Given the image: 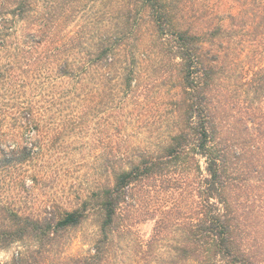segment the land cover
Wrapping results in <instances>:
<instances>
[{"label": "trees", "instance_id": "trees-1", "mask_svg": "<svg viewBox=\"0 0 264 264\" xmlns=\"http://www.w3.org/2000/svg\"><path fill=\"white\" fill-rule=\"evenodd\" d=\"M99 1L0 0V185L38 155L43 130L79 135L92 112L106 130L102 183L75 208L31 216L0 195V249L24 246L0 264H105L143 190L173 195L169 211L141 210L155 221L149 251L172 240L167 264H264V98L253 100L262 104L258 113L237 105L239 115L229 112L218 98L217 32L200 28L180 0H121L108 20L94 10ZM168 71L169 108L152 126L164 116L170 128L153 148L122 149L114 140L126 139L136 108L156 98ZM87 98L98 101L95 109ZM94 214L90 253L51 261L63 235Z\"/></svg>", "mask_w": 264, "mask_h": 264}, {"label": "rangeland", "instance_id": "rangeland-1", "mask_svg": "<svg viewBox=\"0 0 264 264\" xmlns=\"http://www.w3.org/2000/svg\"><path fill=\"white\" fill-rule=\"evenodd\" d=\"M180 1L184 10L193 8L196 11L200 28L206 29L209 25L217 32L212 50L218 52L222 63L218 98H223L229 105V112L237 110L236 114L239 115L238 108H242L244 113L245 108L252 106L255 108L253 112L258 113L257 108L262 107V104L253 100L264 98V89H259L264 83V0ZM117 4L120 6L121 0H103L93 6L94 10H103L101 16L108 20L118 14ZM190 13L188 11L187 14ZM92 16V11L86 14L89 19ZM170 72L162 75V79L166 77V82L152 93L156 98H145L142 107L136 108L134 114L138 119L131 121L126 139L123 142L121 137L114 140L122 149L153 148L170 128L168 124L171 119L164 116L161 117L164 121L157 128L152 126V121H158V117L169 108L165 104L170 95L165 92H168L172 82ZM91 99L87 98L84 104L86 108L95 109L98 101ZM236 105L237 109L234 108ZM103 118L101 114H88L86 129L76 136L64 129L60 132L61 126L40 132L38 155L15 172L14 178H7L0 185L6 187V190L0 191L2 202L13 203L22 213L31 216H41L51 207L58 211L78 206V198H85L103 180L102 137L106 134ZM64 120L63 115L56 122L62 124ZM143 192H140L143 198L140 207L124 215L123 232L114 239L105 264H167L166 260L170 256L167 246L172 240L168 238L158 242L149 251L146 244L151 239L155 221L145 219L141 210L158 209L159 213L162 210L169 211L173 208V195L171 191L160 193L157 190L158 193H152V196H143ZM96 217L94 214L79 228L66 232L60 241L62 246L51 255V261L87 256L98 237ZM23 251L22 243L0 249V263L11 262Z\"/></svg>", "mask_w": 264, "mask_h": 264}]
</instances>
